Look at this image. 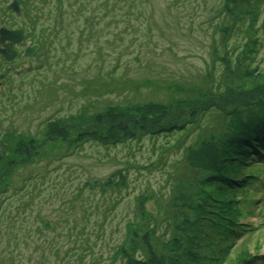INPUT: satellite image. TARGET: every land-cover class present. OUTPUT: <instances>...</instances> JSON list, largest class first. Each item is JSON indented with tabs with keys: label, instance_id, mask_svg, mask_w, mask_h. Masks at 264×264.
<instances>
[{
	"label": "rangeland",
	"instance_id": "1",
	"mask_svg": "<svg viewBox=\"0 0 264 264\" xmlns=\"http://www.w3.org/2000/svg\"><path fill=\"white\" fill-rule=\"evenodd\" d=\"M47 1L38 15L58 22L60 1ZM74 1L91 16L67 15L69 53L55 39L0 88V192L36 173L24 191L0 195V264H152L173 252L189 204L197 211L217 197L207 170L216 153L206 145L221 140L233 102L264 92V13L256 18L250 0ZM10 2L0 0L1 22L24 24L23 12L6 16ZM236 12H248L244 26ZM88 20L99 32L85 41ZM207 105L215 108L203 112ZM114 141L122 144L101 146ZM239 175L250 185L233 193L238 203L226 201L228 214L239 213L224 218L227 230L214 222L222 203L198 210L212 226L197 237L198 262L208 263L204 247L213 242L223 251L212 264L264 263V162Z\"/></svg>",
	"mask_w": 264,
	"mask_h": 264
},
{
	"label": "trees",
	"instance_id": "2",
	"mask_svg": "<svg viewBox=\"0 0 264 264\" xmlns=\"http://www.w3.org/2000/svg\"><path fill=\"white\" fill-rule=\"evenodd\" d=\"M18 1H20L21 6H22V12L24 13V15L23 14L21 15H23L25 18L27 17V19L24 21L26 24V29L28 30V36L32 37L33 44H37L39 46L40 48L39 56L40 57L41 56L44 57L48 54L49 48L51 47L52 44L55 43V39L57 40V38H58V46L61 47L62 49L65 48L64 53H69L68 50H66V47L70 45V43L72 42L71 38L73 37L75 31L70 23L67 24V15H70V17L74 21L75 19H78L79 13L84 14V15L86 14L85 15L86 17L91 16V14L87 13V10L84 6L81 7V5H79L80 7L77 9L76 6H74V3H75L74 0H66L70 4L69 5V7L71 8L70 10L69 8L64 7V2L62 0H59L60 3L58 4V22L49 23L45 21V17L40 18V14L44 12H40L38 15V11L40 10V7H43L44 10L46 9L47 6L48 8L50 7L48 5L47 0L45 1L43 0L44 1L43 3H45V6L38 4V7H37V3L35 0H18ZM236 1L240 2V0H228L230 6ZM255 1H259V4H258L259 6H257ZM105 2L107 3L108 0H106ZM125 2H130V3H133L134 5V0H123V3ZM250 2H253L254 5L256 6V9L257 8L259 9L256 11L255 17L262 19L263 17L260 15V12L261 14L264 13V0H250ZM112 6H114L113 3H112ZM36 8L38 9L36 10ZM247 15H248V12H236L231 16L232 18H237L238 20L242 18L243 19L242 25L244 26V23H247V19H246ZM78 20H76V22ZM40 22L46 23V25H41ZM86 24H87L86 29L84 26L81 31L87 33V36L84 37L85 41L86 40L90 41L89 39H86V38H90L95 33L98 34L99 30L96 28V24H94L92 21L88 20ZM242 25L241 23H239V27H242ZM251 26H255V23H251ZM79 27L80 26H78L77 29ZM84 29L85 31H83ZM81 31H78V32H81ZM241 31H243V29H241ZM251 31L252 30H250L249 33ZM258 32H259L258 26L256 28H253V34L250 36L256 37V40H254L253 42V39H250L252 42L250 44L251 47H255L256 42L260 41V38L257 37L259 36ZM97 39L98 38H96V43H99V40ZM85 41L81 40L80 45L86 46L84 45V43H86ZM245 59L246 57L244 56L243 61H245ZM64 69L68 70L69 72L71 70V68L68 69V67L67 68L64 67ZM243 93H247V90L243 91L241 94ZM260 93L256 94V96L254 97L253 96L251 98L248 97L246 98V100L241 99L239 100V102L234 101L232 105V110L228 113V115L230 116V121L226 127L227 130L223 132L224 134H222L221 140L217 142V144H215L217 147L211 143L206 145L207 147H211V150H213L214 153H216L215 157L209 156L210 162L212 164L207 166V170L210 172L208 176L211 181L210 188H212V186L216 188V191L218 193L217 197L211 198L212 203L209 200H205V202L203 200V202H201L197 206V211L195 210V208L191 207V204H189L190 205L189 209L193 211V214L191 217H188L186 219L185 226H183V228L181 229V231L185 230V232H183V234L181 233L179 234L180 230L178 229L179 231L176 235V240H172L175 245V246H172V249L174 250L173 252H169V254L167 252L165 255V258L168 255L169 260L166 259L167 262H164L165 258H162L161 260V259L156 258L155 255H153L156 258V260H154L152 264H205L202 261L198 262L195 256L200 257V254H199V251L194 248V245L197 244L196 240L199 238L198 236L202 232L204 235L205 230L207 231L212 228L209 222L206 223V221H204L208 217L206 216L203 217L202 209L210 211L211 210L210 208L214 206V203L216 206H217V203H222V205L217 207V210L214 211V213H217L219 215V218H217L216 221L214 222L221 229L225 228V230H227L228 228H226V226L223 224L224 218H229L226 220H230L234 222L236 220L235 218L239 217L238 211L237 213L233 215H232V212H230L229 214L232 217H229L228 209H227L229 206H227V204L225 203L228 199H229L228 203H230L231 201H234V203H238L240 200L238 197H235L233 193L242 192V190L244 189L243 187L246 184H249L247 181L248 179H250V176L239 175L242 168L244 169V167L249 165L248 163H250L254 159L258 158L259 160L260 158L264 160V158H262V155L259 153L260 151H264V92H262V94ZM205 107L206 108L205 110H203V112L207 110L209 111L214 106L207 105ZM224 110L225 109L223 108V113L225 114L226 112H224ZM178 130H180V127L174 128L173 132H177ZM129 140L132 141L131 139L124 138L123 142L124 143L130 142ZM86 141L87 142H83V143L89 144V143H93L94 141L96 144H99L97 143L98 142L97 140H93V139H89ZM121 144H122V141L121 142L114 141L108 144H103L101 146L117 147ZM199 153L200 152H196L194 155L199 156ZM12 165L13 164H11V166ZM25 166L26 165L24 164V167ZM188 169L192 172L193 176L197 178L198 170L195 167H188ZM8 172L9 173L11 172L10 168L8 169ZM35 174L36 173H34L33 175L31 174L30 177L25 180L26 186L23 185L25 187L22 186L20 189H14V190H11L10 192L6 191V188H7L6 187L4 190L0 192V195L1 194L10 195L13 191L15 194H18L19 192L24 191L25 189L29 187L31 181H33L34 183V181L36 180ZM234 198H237V199H234ZM7 200L8 198L6 199V201ZM199 208H201L202 212L198 211ZM0 210H3L2 213L5 214L4 209L0 208ZM199 220H202L205 223L200 224L198 222ZM208 220L212 221V219L210 218ZM217 226H215L214 229L219 230ZM207 236L208 234L205 235L203 238L205 239ZM211 237H212V231H211ZM214 246L215 244L212 242L211 245L206 244L204 247L208 250V252H210L208 253V255L205 256V261L208 262L207 264H212L213 260L218 255L217 253H220L221 251H223L222 249L216 251V247ZM219 247L221 246L219 245ZM256 258L257 257L249 258L243 261L242 264H260L261 262H258L259 260H257ZM128 262L129 264L131 262L132 263L133 262L134 263H146V262H143L142 260H139L138 258H133V257H129Z\"/></svg>",
	"mask_w": 264,
	"mask_h": 264
},
{
	"label": "water",
	"instance_id": "3",
	"mask_svg": "<svg viewBox=\"0 0 264 264\" xmlns=\"http://www.w3.org/2000/svg\"><path fill=\"white\" fill-rule=\"evenodd\" d=\"M9 11H12L14 14H20V8L16 0L12 1L6 8ZM23 40V32L20 30L9 31L5 28H0V56L4 58L5 61L10 62L15 57L16 54L13 50V45L21 43ZM38 50L37 46L26 47L20 58V62L12 65L10 70L17 71L21 67L26 66L28 59L32 57ZM2 76L0 77V80ZM4 154H0V162L3 159Z\"/></svg>",
	"mask_w": 264,
	"mask_h": 264
},
{
	"label": "flooded vegetation",
	"instance_id": "4",
	"mask_svg": "<svg viewBox=\"0 0 264 264\" xmlns=\"http://www.w3.org/2000/svg\"><path fill=\"white\" fill-rule=\"evenodd\" d=\"M13 0H11L12 2ZM18 2V5L20 7V10H22V6H21V3L20 1L16 0ZM9 3H7V5L5 6L4 10L7 11L5 14L6 16H10L11 18L12 17H15V20H17L18 16H16L13 12L11 11H8L6 9V7L8 6ZM3 13V12H2ZM18 22L16 23H12V24H9V23H6V22H1V18H0V28H5L6 30H9V31H16V30H20L23 32V41L19 44V45H15L13 46L14 48V52L16 54V59L12 62H6L2 57H0V60L3 62V65H4V73L3 74H0V77L2 76V79L0 80V88L3 86H5V83L8 82V80L10 79V76H13L15 75L16 71L15 72H12L10 71V67L16 63H18V61H20V57L21 55L23 54L24 52V49L26 47H31V46H35L31 41H29L28 44H24L21 46V44L29 37L28 36V30L26 29V24H25V21H24V24H22V21L21 20H17ZM39 47V46H38ZM40 49V48H39ZM39 50H37L36 54L31 57L29 60H28V65L30 64H33V61L39 57Z\"/></svg>",
	"mask_w": 264,
	"mask_h": 264
}]
</instances>
